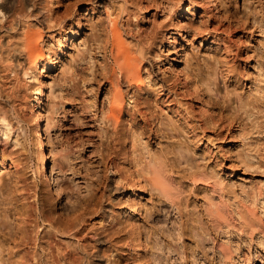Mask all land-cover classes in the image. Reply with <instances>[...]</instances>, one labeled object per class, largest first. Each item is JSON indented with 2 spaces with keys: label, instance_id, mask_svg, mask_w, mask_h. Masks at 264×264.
Segmentation results:
<instances>
[{
  "label": "rangeland",
  "instance_id": "374dc122",
  "mask_svg": "<svg viewBox=\"0 0 264 264\" xmlns=\"http://www.w3.org/2000/svg\"><path fill=\"white\" fill-rule=\"evenodd\" d=\"M48 1L41 0V4L48 6ZM53 1L52 6H59L60 12L66 14L65 26L61 30L53 22L51 27L46 23L43 26L40 42L44 56L52 63L53 54L50 52L48 57V53L56 49L59 60L53 69H46L41 59L38 62L48 86L41 125L47 140L49 174L60 166V174L64 171L66 175L56 183L62 188L61 194L54 200L47 195L50 198L47 204H53L64 214L75 205L80 210L87 209L84 225L92 229L90 232L96 231L97 239L104 238L98 246L105 245L106 251L112 248V261H117V256L123 258L137 253L128 247L131 222L138 218L141 238L147 244L136 247L141 256L136 264H158L157 258L167 264H264L261 237L264 234L261 207L264 199V0ZM93 3L95 9L82 17L84 26L73 37L76 27L72 20L76 10L91 8ZM169 4L173 6L171 10ZM181 4L191 5L190 13L184 17L194 25L189 36L170 23ZM129 11L132 29L150 26L155 19L167 23L159 29L155 43L143 59L140 87L136 84L139 80L124 79L114 61L112 42L108 41L115 20L122 27L128 25ZM168 11L169 15L164 16ZM30 21L36 22L35 17ZM18 27L10 29L9 34L5 31L0 34V44L5 47L0 52V67L18 63L14 55L17 52L11 44L16 42ZM181 35L186 40L182 41ZM9 37L13 39L9 42L11 46ZM173 38L178 40L176 46L182 57L172 51L166 57L168 47L174 48ZM172 57L175 59L171 65ZM180 59H184L181 63L184 72L176 67ZM149 60L155 68L151 75L143 69ZM18 71H8L10 95L4 92L0 95L2 100L13 99L16 109H20L17 119L26 132L25 148L19 154L17 151L5 158L0 155L2 264H18V256L14 255L17 246L14 247L15 240L10 238L19 239L22 213L31 208L29 199L22 198L21 194L31 195L35 189L39 194L43 191L40 177L33 173L38 154L33 149V133L28 128L31 108L38 106L37 91L31 87L30 74L21 68ZM113 78L120 80L116 87L124 104V113L118 122L106 116L110 104L108 95H114ZM102 108L107 114L102 113ZM52 111H57L53 125L48 122ZM149 157L166 163L167 189L171 192L159 189L148 180ZM16 167L24 172L23 177L27 176L25 181L24 178L18 181ZM220 178L222 183H218ZM214 182L212 188L210 183ZM245 189L256 194L252 206L261 218L258 228H242L232 218L226 226L210 215L211 195L230 207L237 198L236 193L242 194ZM136 192L137 206L132 201ZM174 199L180 205L177 213L180 212L181 240L174 242L160 231L164 240L159 249L155 247L158 225L153 217L171 210ZM173 213L176 209H172ZM37 219L43 222L41 217ZM205 231L215 237L219 246L224 244L226 253L214 256L203 252L196 233ZM25 247L30 249L31 245ZM176 249L181 258L174 253ZM107 253L105 258L109 256ZM201 259L205 261L201 263ZM110 261L109 264L116 263Z\"/></svg>",
  "mask_w": 264,
  "mask_h": 264
},
{
  "label": "bare ground",
  "instance_id": "6f19581e",
  "mask_svg": "<svg viewBox=\"0 0 264 264\" xmlns=\"http://www.w3.org/2000/svg\"><path fill=\"white\" fill-rule=\"evenodd\" d=\"M48 2H49V5L47 6V5H42L41 0H0V34H2L4 31L5 33L7 32V34H9L8 31L10 29L18 27L19 24H22V26H20L21 27L20 29L19 27L17 28L18 32H15L17 33L15 34L17 37L16 42L15 41H14L15 43L11 42V40L13 39L12 37L11 39L9 37L10 41H8V43L11 42V44H13V48H15L14 50L17 52L16 54L14 53L15 59H16L14 60L17 61L18 63L14 65L12 63L1 65L0 67V71H1L0 72L1 73L0 74V95H2L3 92L6 93V96H8V94L10 95V92H7L9 88V86H7V83L11 82L10 77H9L11 73L9 75L8 71H11V72L14 71L15 73H17L19 72L18 71L19 68H21L25 74H30V76L33 78V83H31V87L34 88L33 90H35L36 88L37 94L35 95V98H36V102L38 106H36L35 108H31V112L28 117V122H29L28 128L33 133V137H32L33 149L35 153L38 154L37 163L35 165L33 173L40 177V181L43 184V191L41 194H39V191L37 189H35V192L31 195H28V194L25 195L26 193L23 195L21 194L22 198L26 197L25 199H29L30 204L29 202L28 204L30 205L31 208H28L24 213H22L24 214L23 216H21L22 221L19 220L20 222L23 223L21 225L22 227H18V230L21 233L19 239L17 236H16L17 239L15 237L14 238L11 237L10 239H13V241L15 240L14 247L17 246L16 252L14 255L18 256V260H16L18 261V264L19 263L20 264H109V260H111L110 261L111 263L115 261V259L112 261V259L114 258L112 257L113 255H111L112 251H110L112 248L108 250L110 251L108 252L106 251L107 249L104 248L105 245L104 247L101 245L98 246L99 243L104 242V238L102 237L103 239L101 238L97 239L96 231L90 232L92 229L88 227L87 224L84 225L87 222V219H86L87 216L85 212L87 209L80 210L74 204L75 206L71 208L69 211H67L66 214H64L65 212L62 213V211H59L55 206H53V204L49 205L46 202L47 199H50V198H47V195L52 196L54 200L55 197L61 194L62 188L61 186H59L60 184L57 185L56 183H58L57 180L58 179L60 180L61 176L66 175L64 171L61 173L62 175L60 174L59 170L62 171V168L60 166H57L59 168L58 170L56 169L57 171L49 174V169L47 167V162L49 160V154L47 150V140L45 139V135L43 131L44 129H43V126L41 125V121L43 120V117H42V112H43L42 110L44 108L43 105L45 106V103H46L44 95L48 90V86L45 80L42 78L43 69L42 67L40 68V66L38 65V62L41 59L43 65L44 66L46 65V69H53L56 66L55 62L59 60L58 59L59 52L55 51L56 49L50 48L51 50L48 53V57H50V52H52L53 54L51 56L53 57L52 63L49 62V60H47L46 58L47 55L46 57L44 56L45 52L40 42L41 37L43 35V26L46 23L48 27H51L53 25L52 24L53 22L55 27L56 26L59 27L58 28L59 30L64 29L65 25L63 23V17L66 15L60 12L59 6L57 7L52 6L54 5L55 1L49 0ZM169 5H170L169 9L171 10L173 6L171 4ZM190 6H191L190 4H188V6L181 4L175 10L174 18L170 20V23L173 25V27L182 28L187 33V36H189L192 33V28L194 26L191 20L186 21L184 19V17L186 16V13H190ZM163 7L165 9L167 8L165 6ZM80 9L76 10V17L72 20V24L76 27L74 28L75 30L73 31L71 30L73 37L78 35L81 30L80 29L81 26L82 25L84 26L82 17L85 16L86 13H89L87 11L92 10L93 12V10L95 9L94 3L91 8L90 6H88L84 8V10H80ZM154 13H153V16L155 15ZM169 13L170 11H168V13H165L164 16L169 15ZM130 16H132V14L129 11V13L127 12V17H126L128 25L125 24V27H122L123 25L120 26L115 20L114 24L111 26L109 30L110 36L108 38V41L112 42L113 46L111 48V51L114 56V61L119 66V68L122 70L124 74V79L125 80H128V79L139 80L136 83L139 86L141 83H143V80H142L143 73H141V69L143 67V59L146 57V54L149 48L155 43L159 29L161 27H164V25H166L167 23L165 24L163 19L162 20L155 19L154 23L152 22L153 24L150 26H147V27L144 26V28L142 29L140 27L132 29V27H129L131 26L130 24L132 20ZM31 17H35L36 22L33 21L34 22L33 23L32 21H30ZM143 19H146V18H143ZM156 20L160 21L159 24L157 23ZM51 34L52 36H54L53 33ZM11 35L12 34H10V36ZM15 35L14 36L12 35L13 38L15 37ZM164 35H166L165 32H164ZM181 38H182V41L186 40L185 39L186 37H183V35H181ZM172 41H173L174 48L171 50L168 47L167 52H166V57L170 51L182 57L183 55L179 52L180 48L176 46V43L178 41L177 38H173ZM2 46H4V44H0V52L2 51L3 48H5ZM8 49H11V48H8ZM154 49L155 48H153V50ZM154 52L155 54H158L157 50H155ZM173 59H175V57H172V60H170L171 65L173 63ZM183 61L184 59H180L178 65H176V67L179 69L180 72H184L182 68L184 66H181V63H183ZM144 67L145 68L143 69L146 70L147 75H151L155 71L154 70L155 68L151 60H149L148 63L144 65ZM114 79L115 78L111 80V88L112 90H114V95L111 97L108 95V98H107V101L110 102V104L108 102L109 104V106L107 107L108 110L106 108V111L108 114L103 109L105 107L102 108L103 109L102 113L103 114L106 113L107 114L106 116L110 121L118 122L124 113V104L121 99L122 97V95L120 94L121 91L119 93V90H117V87H116L117 85H120V80H118L117 78L115 79L116 80L115 81ZM11 100L13 101V99ZM11 100L9 99V97L6 100H2V97L0 96V155L2 156V158H5L6 156H9L17 151L19 154V151L20 150L22 151V148H25L24 147L25 141H24L23 136L26 132H25L24 127L21 128V125L19 124L20 122L16 116V113H18L17 111L20 109H16L17 107L15 106V103H13ZM49 112L51 113V111ZM56 113L57 111H54L49 116L48 122L50 123L51 121V125H53L52 123H53V120L55 119ZM10 139L11 140L13 139L14 141L11 142ZM18 145H20L21 148H18L20 147ZM149 158H148L149 162L146 168L150 176L148 180L151 181V183H153L154 185H157L159 189L164 190V191L166 190L167 192H171L169 191V189H167L168 188L167 185L169 186V182H168V175H167L168 168L166 170V163H164V161L161 159H160L161 161H158L154 158H151V157ZM15 176L18 178V181L21 180L22 178H24V181H25L27 178V176L26 178L23 177L25 176L24 172L18 167H16L15 169ZM220 179L221 180H219L220 182L218 183H222L223 179L222 178ZM216 182H214L213 184L210 183L212 188H214ZM236 197L237 198H235L231 204L232 206L229 207L228 204H226L225 202H222L219 199L217 200L215 196L211 195L210 201L212 202L210 204V207H211L210 215H213V217L216 219L218 223L219 222L224 223V225L226 226H228V224L230 223L229 219L232 218L235 221H239L242 228L244 227V228L253 229V230L255 228H258V225L261 224L259 222L261 218L258 216L257 212H255L252 206L256 202V194H254V191L245 189L244 193L242 194L236 193ZM138 198H139L138 193L136 192L135 197L132 200L133 202L135 201L133 205L135 206L139 205ZM174 201H173L174 204L171 205L172 206L171 210L167 209L165 211L166 213H164L165 215L158 214L153 217L154 223L158 225V229H156L155 231L156 235L154 237V240L156 241V244H155L156 248L160 249V247L162 246V241L164 240L163 235L160 234V231L172 237L174 242L175 241L177 242V240H181V235H182L181 228L182 227L180 226V223H179L180 215H178L180 212L177 213L178 211H180V205L178 204V202H176L175 199ZM62 207H64V205H62ZM83 207L84 206H82V208ZM261 207L264 209V199L261 202ZM67 209H64V210H67ZM94 209L96 210L97 208L95 207ZM172 209H176V213L172 214ZM89 213H90V209H89ZM108 215L111 216V214H107L106 216ZM37 217L38 218L41 217L43 222L38 220ZM134 221L131 222L132 225L130 227V235L131 234L132 235L130 236L131 243L129 244L128 248L130 249V251L133 250L137 253H134L132 255L127 254L125 255L126 257L122 255L123 258L120 256L119 257L117 256L115 257L117 258V261H115L116 262L115 264H136L141 257L138 253L139 251L136 250V247L138 245L142 246V244H145L146 241L141 238L142 229H141V226L139 225L140 223L137 222L138 218H135ZM0 222L2 221L0 220ZM89 228L90 230H88ZM29 229L31 231H29ZM261 232H263V230ZM196 234L199 237V240L201 242V248L205 254H208L207 252H211V255L215 256L216 254H218L222 256L223 253H226L224 247L222 248L224 244L222 246H219L215 241V237H213L210 232L205 231L204 233L199 232ZM261 237L263 241L264 239L263 233ZM226 241L228 242V240ZM26 244L27 245L30 244L31 248L30 249L26 248L25 247ZM115 249L119 250L117 248ZM125 251L126 250H124L123 252L128 253V251L127 252ZM107 252L109 253V256L105 258L104 255H106ZM1 253L2 251L0 250V254ZM174 253L176 255L178 254V258H181L179 251H177V249L174 251ZM102 256L105 259H103ZM204 256H207V255H204ZM101 258L107 261L103 262ZM175 258L177 259V256ZM2 259L3 258L1 255L0 264H2V261H3ZM8 260L9 259H7V261ZM204 261L205 259H201L200 262L203 263ZM157 262L158 264L168 263V262L167 263L164 262V260L160 258H157Z\"/></svg>",
  "mask_w": 264,
  "mask_h": 264
}]
</instances>
